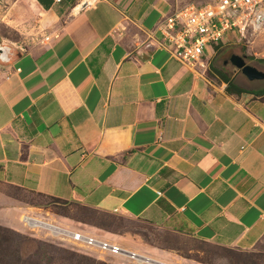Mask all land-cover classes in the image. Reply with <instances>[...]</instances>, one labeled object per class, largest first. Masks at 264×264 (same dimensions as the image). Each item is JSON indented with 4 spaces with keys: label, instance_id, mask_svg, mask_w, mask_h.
<instances>
[{
    "label": "crops",
    "instance_id": "0c3cea01",
    "mask_svg": "<svg viewBox=\"0 0 264 264\" xmlns=\"http://www.w3.org/2000/svg\"><path fill=\"white\" fill-rule=\"evenodd\" d=\"M203 2L0 0V225L22 229L17 189L220 247L264 240V78L158 47V20Z\"/></svg>",
    "mask_w": 264,
    "mask_h": 264
},
{
    "label": "rangeland",
    "instance_id": "374dc122",
    "mask_svg": "<svg viewBox=\"0 0 264 264\" xmlns=\"http://www.w3.org/2000/svg\"><path fill=\"white\" fill-rule=\"evenodd\" d=\"M4 11V7L1 6L0 16L1 14L5 16L2 18V23H8L9 19ZM35 28L33 25L30 29L35 31ZM3 34L11 39L17 38V35L10 30ZM222 40L216 45H207L204 49L207 51V53L204 52L206 55L215 54L213 58L215 67L218 68L222 60L227 61V57L234 53L243 55L245 61L264 70V63L256 62V59H264V26L252 34L247 31L245 37H239L234 31H228ZM227 65L230 66L228 61ZM6 191L27 206V212L21 215L29 213L46 215L67 225L119 242L121 245L154 258L160 257L162 260L179 264H247V262L243 263L246 259L256 264H264V240L247 250L225 248L197 238L157 229L138 219L123 215L91 209L76 203L62 207H44L47 200L41 196L17 189ZM0 264L132 263L117 257H104L59 246L43 235H35L23 226L18 230L0 225Z\"/></svg>",
    "mask_w": 264,
    "mask_h": 264
},
{
    "label": "built area",
    "instance_id": "2783aa9c",
    "mask_svg": "<svg viewBox=\"0 0 264 264\" xmlns=\"http://www.w3.org/2000/svg\"><path fill=\"white\" fill-rule=\"evenodd\" d=\"M263 26L264 0H204L199 5L188 4L162 16L155 29L160 34L158 47L182 65L194 68L203 66L205 47L223 41L226 32L234 31L239 37H245L247 31L252 34ZM38 215L23 214L20 223L26 230L43 235L59 246L117 257L132 264H162L119 242Z\"/></svg>",
    "mask_w": 264,
    "mask_h": 264
},
{
    "label": "water",
    "instance_id": "95a60500",
    "mask_svg": "<svg viewBox=\"0 0 264 264\" xmlns=\"http://www.w3.org/2000/svg\"><path fill=\"white\" fill-rule=\"evenodd\" d=\"M1 51L3 50L0 48V57L5 58L4 54ZM228 62L235 69H238L239 72L249 80L264 78V73L260 71L259 69H257L252 64L247 63L243 55L232 53L228 57Z\"/></svg>",
    "mask_w": 264,
    "mask_h": 264
},
{
    "label": "trees",
    "instance_id": "16d2710c",
    "mask_svg": "<svg viewBox=\"0 0 264 264\" xmlns=\"http://www.w3.org/2000/svg\"><path fill=\"white\" fill-rule=\"evenodd\" d=\"M256 62L264 63V59H256ZM216 72H217V74H220L219 71H216ZM231 89H233L234 92H239L240 91V89H238L234 85H231L230 83H228L227 84V90L230 91ZM37 195L41 196V197H43V198H45L47 200L45 202L46 204L43 205L44 207L52 206L54 208V207H62V206L67 205V204H72V203H70L68 201H65V200H62V199H59V198H55V197H51V196H47V195H44V194L37 193ZM246 262H247V264H256L254 261H252L250 259L243 260V263H246Z\"/></svg>",
    "mask_w": 264,
    "mask_h": 264
},
{
    "label": "bare ground",
    "instance_id": "6f19581e",
    "mask_svg": "<svg viewBox=\"0 0 264 264\" xmlns=\"http://www.w3.org/2000/svg\"><path fill=\"white\" fill-rule=\"evenodd\" d=\"M138 251V250H137ZM154 259V258H153ZM155 259H158V261L160 260L162 264H179L177 262H169V261H166V260H162V259H159V258H155Z\"/></svg>",
    "mask_w": 264,
    "mask_h": 264
},
{
    "label": "flooded vegetation",
    "instance_id": "af4514ba",
    "mask_svg": "<svg viewBox=\"0 0 264 264\" xmlns=\"http://www.w3.org/2000/svg\"><path fill=\"white\" fill-rule=\"evenodd\" d=\"M229 57V56H228ZM228 57H227V61H228ZM225 63H226V60H225Z\"/></svg>",
    "mask_w": 264,
    "mask_h": 264
}]
</instances>
